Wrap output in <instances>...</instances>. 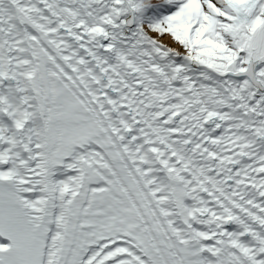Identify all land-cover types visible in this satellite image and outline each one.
Here are the masks:
<instances>
[{"label":"snow or ice","instance_id":"1","mask_svg":"<svg viewBox=\"0 0 264 264\" xmlns=\"http://www.w3.org/2000/svg\"><path fill=\"white\" fill-rule=\"evenodd\" d=\"M0 264H264V0H0Z\"/></svg>","mask_w":264,"mask_h":264}]
</instances>
